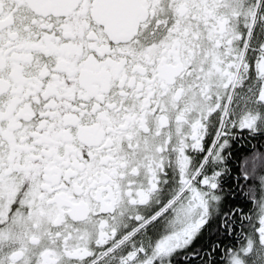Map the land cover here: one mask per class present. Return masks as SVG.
<instances>
[{"label": "snow or ice", "instance_id": "6c2138e0", "mask_svg": "<svg viewBox=\"0 0 264 264\" xmlns=\"http://www.w3.org/2000/svg\"><path fill=\"white\" fill-rule=\"evenodd\" d=\"M0 264H264V0H0Z\"/></svg>", "mask_w": 264, "mask_h": 264}]
</instances>
